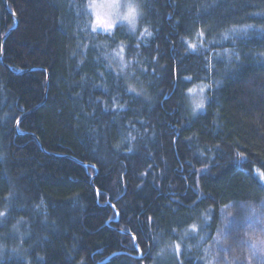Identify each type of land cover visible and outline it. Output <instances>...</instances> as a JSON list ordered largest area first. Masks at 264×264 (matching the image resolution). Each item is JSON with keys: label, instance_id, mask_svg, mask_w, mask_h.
I'll return each instance as SVG.
<instances>
[{"label": "trees", "instance_id": "1", "mask_svg": "<svg viewBox=\"0 0 264 264\" xmlns=\"http://www.w3.org/2000/svg\"><path fill=\"white\" fill-rule=\"evenodd\" d=\"M88 1L0 0V264L235 256L223 217L264 210V0H140L135 34L86 31Z\"/></svg>", "mask_w": 264, "mask_h": 264}, {"label": "rangeland", "instance_id": "2", "mask_svg": "<svg viewBox=\"0 0 264 264\" xmlns=\"http://www.w3.org/2000/svg\"><path fill=\"white\" fill-rule=\"evenodd\" d=\"M139 4L140 15L131 23L127 20H122L126 12V8L123 7L127 3V0H90L86 4L84 10L85 13L82 16L83 25L85 30L93 33H107L111 34L113 29L117 26H124L131 34L139 32L140 18L142 16L141 1L136 0ZM120 5V6H117ZM107 23H113L115 26L111 31H105V26ZM241 30L231 29L229 32L221 35L218 43L232 42L235 40L237 42L239 37L237 35ZM231 37V38H229ZM227 39V41L225 40ZM202 43L201 35L195 37L190 43L191 45H199ZM225 57L228 56V52H223ZM118 55V56H117ZM221 55L217 54V56ZM112 61V60H111ZM116 68H122V59L120 52L113 53V61ZM121 65V66H120ZM208 87L205 84H195L190 87L186 95V103L188 104V110L190 114L196 115L201 113L206 104V94ZM202 104L203 107L199 108L197 105ZM223 232L229 227H233L235 232H237L239 239V247H235V256H229V258H224L222 253H220V243L217 240H212L210 250V264H234L235 262H246L263 264L264 263V210L259 213H254L250 211L249 213H241L235 219L232 217H223ZM237 221V222H236ZM225 229V230H224ZM223 233H220V236ZM234 249V248H233Z\"/></svg>", "mask_w": 264, "mask_h": 264}, {"label": "snow or ice", "instance_id": "3", "mask_svg": "<svg viewBox=\"0 0 264 264\" xmlns=\"http://www.w3.org/2000/svg\"><path fill=\"white\" fill-rule=\"evenodd\" d=\"M117 6H120V5H117ZM123 7L126 8V12H125L124 16L121 18L122 20H127L131 23L140 15V11H139L140 6L136 2V0H127V3L124 4ZM114 26L115 25L113 23H107L104 30L105 31H111ZM250 27H252V26H250V25L245 26V28H250ZM191 47L195 48V45H192ZM128 90L133 91V92L135 91L134 89H128ZM197 107L202 108L203 105L199 104V105H197ZM0 215H2V214H0ZM193 228L195 229V226H193ZM176 247H177V249H179V245H177Z\"/></svg>", "mask_w": 264, "mask_h": 264}, {"label": "water", "instance_id": "4", "mask_svg": "<svg viewBox=\"0 0 264 264\" xmlns=\"http://www.w3.org/2000/svg\"><path fill=\"white\" fill-rule=\"evenodd\" d=\"M3 3H4V5H5V7L7 8V5H6V3H5V0H3ZM16 24H17V22H16ZM14 28H15V27H13V29H11V30H8V31L3 35V38L1 39V43H0V62H1L2 59H3V57H2V53H3V47H2V45H3V42H4V40L6 39L7 35H8L12 30H14ZM31 111H33V109H32ZM31 111H29L28 113H30ZM27 115H28V114H27ZM90 184L93 185V183H92V179H91V181H90ZM113 255H114V254H113ZM113 255H111V256H113ZM111 256L105 258L103 261H100V263H97V264H105V263H107V262L110 260Z\"/></svg>", "mask_w": 264, "mask_h": 264}]
</instances>
